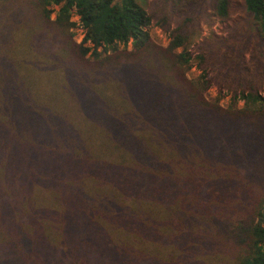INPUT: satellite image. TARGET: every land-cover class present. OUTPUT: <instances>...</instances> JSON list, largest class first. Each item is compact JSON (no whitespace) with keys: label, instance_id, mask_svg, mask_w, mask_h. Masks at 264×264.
I'll return each instance as SVG.
<instances>
[{"label":"trees","instance_id":"16d2710c","mask_svg":"<svg viewBox=\"0 0 264 264\" xmlns=\"http://www.w3.org/2000/svg\"><path fill=\"white\" fill-rule=\"evenodd\" d=\"M242 1L248 33L198 41L233 0H0V264H264V0Z\"/></svg>","mask_w":264,"mask_h":264},{"label":"rangeland","instance_id":"374dc122","mask_svg":"<svg viewBox=\"0 0 264 264\" xmlns=\"http://www.w3.org/2000/svg\"><path fill=\"white\" fill-rule=\"evenodd\" d=\"M148 3V6L154 1V0H146ZM242 0H233V5L231 9L230 18L226 23H220L218 20L214 17L211 18V23L206 24L203 21L200 22V38H198V41L201 40V38L208 37L210 34H215L217 36H222L224 33H226V27L227 26H234L238 24L237 26L241 25L242 27H246L247 33L249 32L248 23L245 21L244 17V11L242 7ZM54 9V11L57 10V7H51ZM52 18L55 17V12L51 15ZM72 21L75 23V26L71 28V32L73 34V41L77 44L81 43L83 38L82 29L77 24V17L74 15L72 16ZM149 35L152 40H154L157 44L166 46L169 42V33L161 29L159 26H157L154 21L148 28ZM245 33V36L248 35ZM246 59L248 58V55H245ZM199 74L198 69L196 68V62H192L191 68L188 71L189 77H194ZM218 88L214 85L212 86L207 94L210 97H215L218 93ZM224 93V92H223ZM222 93V94H223ZM264 97V92H261ZM223 98L221 100V104L223 106H226L229 103V95L223 94ZM239 105H242V102L239 101Z\"/></svg>","mask_w":264,"mask_h":264}]
</instances>
